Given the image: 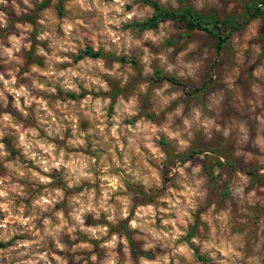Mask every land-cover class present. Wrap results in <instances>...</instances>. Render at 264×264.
Segmentation results:
<instances>
[{
    "label": "clouds",
    "instance_id": "9594fccd",
    "mask_svg": "<svg viewBox=\"0 0 264 264\" xmlns=\"http://www.w3.org/2000/svg\"><path fill=\"white\" fill-rule=\"evenodd\" d=\"M209 3L221 20L248 6L11 0L17 16H35L12 22L17 35L0 0V264H264V136L253 139L249 124L264 126V62L250 44L260 17L243 44L231 42L232 100L194 92L218 79L208 72L216 51L201 45L203 58H191L194 40L168 43L179 22L155 19ZM250 47L257 55L247 59ZM245 59L247 98L237 83ZM230 142L244 156L235 168L223 151Z\"/></svg>",
    "mask_w": 264,
    "mask_h": 264
},
{
    "label": "rangeland",
    "instance_id": "374dc122",
    "mask_svg": "<svg viewBox=\"0 0 264 264\" xmlns=\"http://www.w3.org/2000/svg\"><path fill=\"white\" fill-rule=\"evenodd\" d=\"M49 2H50V0L47 3H49ZM179 2L183 6V4L186 2V0H179ZM18 3H20L22 8L25 7L23 5V0H18ZM221 3H224V0H221ZM170 4H171V0H169V5ZM248 4L256 5L257 0H248ZM10 6H11V0H9V8L3 9V10L8 12L11 31H16V34L19 35V30H17L15 28V24L12 22L15 20L34 21L35 16H25L23 13H21L20 16H17L15 11L11 10ZM41 7H44V6H41ZM0 8H2V6H0ZM222 11H223V9L213 8L211 6V4L209 3L206 5L205 10L203 12H200V13L205 17L212 16V17H215V18L221 20L220 15H221ZM245 14H246L245 8L239 12L236 9H233L232 12L225 13V18L229 17L230 19H238L239 17H241ZM61 15H63L62 8H61ZM252 19H255V17ZM252 19L249 20L242 28H240L239 31L238 30L233 31L231 33L229 40H228V42H229L228 45L226 46V44H225V46L222 48L221 51L225 52V54H226L225 58L227 60V64L225 67H222L220 64L219 55H220L221 51L219 53L216 52V55H217L216 59L212 61L210 67L208 68V72L209 73H212V72L217 73L218 79L215 82H213L211 75H208L207 78L203 80L201 87L195 89L194 92H201L202 91L204 93H207L209 91H216L217 93H219V92L223 91L225 93V95L228 97V100H232L234 93L229 91L227 88V84L224 83L226 77H228L230 75H234V73L232 72V68L235 65V60H234L232 52H231V49H232V47H234V45L231 42L235 38V39L239 40V43H241V44L244 43V31L247 30V31H249V34L251 33V29H248V24L251 23ZM260 20H261L260 24L253 25V27L260 33V35L258 37H253L252 41H250V44L255 43L258 45V47L260 49V51L258 53L259 58H258L257 64L264 62V20L262 17H260ZM172 21H174V20H172ZM175 22H177V21H174L173 26H176ZM158 27H159V25H158ZM168 30H169L168 28L165 29V31H168ZM178 30L180 31L181 36L179 38L174 37L172 40H169L168 43L172 44V45H177V44H179V40L183 39L184 36H187L189 38V40H194L197 43L198 47L194 52L189 54L191 58H193V59H202L203 58V53H204L205 49L201 45L206 44L208 46L207 51L210 54L213 53L214 51H216V49H215V38L210 33H208L207 31L201 30L202 32L196 33L195 29L190 30L183 22H179ZM2 35H4V30H0V36H2ZM34 38L35 37L33 36V39ZM4 42L6 44L8 43L6 39ZM8 46H10V45H8ZM184 46L187 47V44H185ZM34 50H35V46L33 47V51ZM24 55L29 58V61H31L33 59L32 53L25 52ZM244 55L247 59H251L254 55H257V53L250 47L249 50L247 52H245ZM247 59H245L244 63L241 65V78H239L237 80V83L243 89L246 98L249 95H251V93L249 91V83H250V80L252 79L251 75H250L251 70L247 68ZM133 63H135V61H133ZM2 70H3V67L0 66V71H2ZM25 70L26 69H22V71H25ZM22 82L29 83L28 81H22ZM201 98H204V97H201ZM11 99H12V97L9 96L10 101H11ZM232 102L235 103V101H232ZM225 107H227V109H228V112H227L228 116L235 115L234 109H232L230 106H228L227 101L225 103ZM9 110L13 111V113L15 115H18L17 113H15L14 109H11V105H9ZM242 110L245 113H248L247 107L242 108ZM258 111H259V109H258ZM248 114L251 115L250 113H248ZM239 119H242V117H237V120H239ZM249 124L252 125L251 135H252L253 139H255L257 131H259L261 136H264V126H261L258 122L253 121V120H249ZM234 135H235V133H234ZM239 147L243 148L245 151H251L252 150L248 145L242 144V145H239ZM217 150H220V149H217ZM223 151H225L227 153V155L229 156L230 165L232 168H235L236 166H238L239 164L242 163L244 156L236 157L234 155V149L232 147L231 142L228 144V146L226 148H223ZM255 151L258 152L259 149H256ZM15 154H16L15 151H13V155H15ZM221 167H223V165ZM88 222L91 223L93 221H91V219L89 218ZM0 246H2V245H0ZM135 246L136 245L134 244V247ZM148 255H151V253H148Z\"/></svg>",
    "mask_w": 264,
    "mask_h": 264
},
{
    "label": "trees",
    "instance_id": "16d2710c",
    "mask_svg": "<svg viewBox=\"0 0 264 264\" xmlns=\"http://www.w3.org/2000/svg\"><path fill=\"white\" fill-rule=\"evenodd\" d=\"M48 1L49 0H46V4ZM149 2H152V0H149ZM257 3H264V0H257ZM245 11L246 14L239 17L238 19H230L229 17H226L223 20H219L212 16L205 17L200 12H196L191 7L182 8V13L180 11L172 12L168 9H164L163 12H161V14L155 19H169L183 22L190 30L200 29L203 31H207L215 38V49L216 52L219 53L225 46L226 41L229 40L231 33L242 28L246 24L245 21L248 22L255 16L262 17L264 20V11L257 9L256 5L248 4V6L245 7ZM253 13H255V16L253 15ZM149 26L158 27V24H156L155 21H150ZM229 26H232L233 31L227 36H223L220 31L221 27L228 28ZM89 53H91V49H89Z\"/></svg>",
    "mask_w": 264,
    "mask_h": 264
}]
</instances>
